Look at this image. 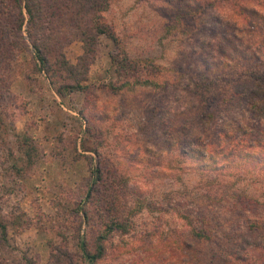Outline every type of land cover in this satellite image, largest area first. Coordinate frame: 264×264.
Returning <instances> with one entry per match:
<instances>
[{
    "label": "rangeland",
    "instance_id": "1",
    "mask_svg": "<svg viewBox=\"0 0 264 264\" xmlns=\"http://www.w3.org/2000/svg\"><path fill=\"white\" fill-rule=\"evenodd\" d=\"M219 10L223 15L232 11L228 4ZM182 12L164 0H111L104 19L121 47L99 35L94 61L82 82L85 89L65 97L51 87L26 48L17 50L11 65L0 67V110L5 120L0 122V212L9 224L10 241L9 248L0 247L1 263L23 264L29 257L36 264H48L54 246L69 249L78 260L74 243L80 220L70 211L86 196L91 170L98 166L104 176L88 205L93 221L84 222L82 232L92 246L93 224L100 225L98 219L110 215L109 209L119 219L132 220L128 233L115 234L107 243L108 255L98 264H179L189 259V251L181 245L189 236V217L197 226L208 219L220 233L243 230L246 217L263 218L264 224V176L259 170L219 176L225 198L211 203L205 198L211 187L186 169L189 158L176 160L179 151L169 148L181 136L188 140L202 134L205 140H214L221 130L236 128H231L234 116L257 123L248 111L241 117L232 111L229 117L221 110L206 130L195 115L189 116V122L183 119L182 112L193 105L195 83L207 77L204 60L215 58L218 64L217 48L224 43L212 36V27H204L209 16L199 13L200 20L186 22ZM0 18L6 22L3 15ZM200 41L209 49L199 51ZM121 48L132 57L152 59L160 67L157 79L165 86L135 84L114 92L110 84L120 85L122 80L111 55ZM63 51L76 64L84 43L75 39ZM249 70L260 72L264 65L243 67L234 62L211 74L212 84L206 87L215 102L225 93L219 89L230 90L231 80ZM260 125L264 127V118ZM26 134L38 149L31 162L21 144ZM237 136L241 138L242 132ZM156 170L163 175L154 174ZM138 200L144 208L132 215ZM20 216L23 225H13ZM211 247L217 243L197 245L195 254H201V261L195 259L196 264L205 262L202 257Z\"/></svg>",
    "mask_w": 264,
    "mask_h": 264
},
{
    "label": "trees",
    "instance_id": "2",
    "mask_svg": "<svg viewBox=\"0 0 264 264\" xmlns=\"http://www.w3.org/2000/svg\"><path fill=\"white\" fill-rule=\"evenodd\" d=\"M164 1L181 9L182 18L186 22L200 20L199 13L203 17L209 16L210 21L206 25L199 23L204 27H212V36L224 43V47L219 45L217 48L220 55L218 64L213 62L215 58L211 60L212 62L207 61L209 58L204 60L205 63L207 62L203 65L207 77H202L199 85L195 83L192 90L195 97L193 105L182 112L183 119L189 122V116L195 115L204 130L216 121V115L221 110H226L229 117L232 111H236L240 117L243 112L248 111L257 119V123L251 124L244 123L241 118L231 117L230 119L233 120L231 128H236L221 130L214 140H205L201 134L189 136L191 138L188 140L182 136L177 137L176 141L180 140L178 144L171 145L166 141L167 145L170 144V149L179 151L176 160L181 156L189 158L187 171L197 174L211 187L205 190V198L211 203H217L225 198L221 184L218 182L219 176L248 172L252 168L259 170L264 176V127L260 125L264 118V70L260 72L249 70L231 80L230 90L219 89L222 93L225 92L222 99L217 97L220 102H215L212 91L206 87L212 84L211 74L214 76L213 74L234 62L243 67L264 65V0H203L202 4L198 3L200 0ZM6 4L8 8L5 7ZM226 4L230 5L231 12L229 10L225 15L220 10L217 12L218 7ZM110 6L111 0H0V16L3 15L6 20L4 22L0 18V67L11 65L10 59H16L17 52L26 48L35 59L37 69L45 73L51 87L59 96L65 97L74 90L85 89L82 82L87 80V74L94 61L93 53L98 36L105 34L119 49L121 47L120 38L104 19V13ZM75 39H80L84 43V53L78 63L73 64L67 59L63 50L65 45ZM205 44L199 42V51L209 49ZM121 49L111 55L112 66L117 77L122 80L120 85L110 84L114 92L125 87H133L135 84L157 88L165 86L164 82L157 79L160 67L152 59L132 57L125 49ZM200 54L203 58L204 54ZM214 56L212 54V57ZM144 70L149 73H144ZM196 88L204 90L199 91ZM4 121L3 112L0 110V122L4 123ZM239 132L243 134L241 138L237 136ZM21 144L27 149L29 162L33 161L38 149L32 138L27 134L24 135ZM186 169L184 166L179 168L180 171ZM157 173H161L159 177L163 175L161 170L154 171V174ZM103 176L101 167L91 170L86 196L70 211L73 217L76 216L80 220L74 243L78 260L74 259V254L69 249L54 246L48 264H98L108 255L107 243L111 238L115 234H126L132 229L130 218L119 219L109 209L112 216L107 214L106 217L99 218L100 225L96 224L97 227L93 224L96 234L92 246L82 232L81 225L93 221L88 205L92 203L94 194L98 190L96 185L102 181ZM214 186L217 188L214 189ZM144 205L142 200H138L132 215L143 210ZM67 211L69 212L68 208ZM262 220L263 218L260 217H246L243 230L220 233L219 230L217 231L218 227L215 224L212 226L208 219H203L200 221V226H197L190 217L187 218L189 236L181 245L189 251L190 258L183 262L179 261V264H196L195 259L201 261L200 253L205 252L199 250L198 257L195 254L196 247L199 243L209 242L217 243V247H211L207 256L202 257L205 259L203 264H264ZM23 223L20 216L15 219L13 225L17 224L21 227ZM8 231L9 224L2 219L0 212V247H10ZM25 259L23 264H36L32 258ZM19 261L17 264H21ZM1 262L0 264H3Z\"/></svg>",
    "mask_w": 264,
    "mask_h": 264
}]
</instances>
